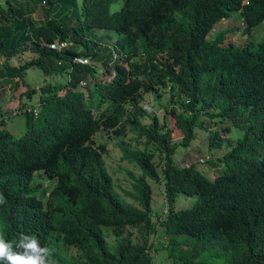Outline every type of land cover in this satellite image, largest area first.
I'll list each match as a JSON object with an SVG mask.
<instances>
[{"label": "trees", "instance_id": "obj_1", "mask_svg": "<svg viewBox=\"0 0 264 264\" xmlns=\"http://www.w3.org/2000/svg\"><path fill=\"white\" fill-rule=\"evenodd\" d=\"M23 1L0 0L3 69L23 84L29 67L45 76L65 72L67 81L38 87L37 112L31 105L18 110L25 121L18 136L0 118L5 238L35 234L54 250L56 264H152V241L134 243L125 230L143 225L156 232L149 178L163 187L166 211L157 226L168 237L173 264H264V35L236 48L223 34L207 37L236 12L242 33L252 34L264 21V0ZM36 6L42 18L31 17ZM94 30L123 38L109 48ZM55 42L70 45L49 49ZM25 51L29 59L10 66L9 59ZM74 57L90 61L74 62ZM168 86L186 100L177 114L171 110L182 132L178 144L156 117L143 124L147 113L138 105L143 92ZM24 93L29 99L36 89ZM200 116L243 130L237 144L216 159L220 168L209 162L218 169L213 179L194 164L177 167L172 161L179 146L190 144L196 126L209 125ZM98 131L120 139L133 133L137 145L155 147L118 143L120 159L141 171L126 192L135 204L116 192L102 161L107 144L93 139ZM222 135L210 133L214 149L221 148ZM155 151L161 154L162 178L152 160ZM37 170L54 181L47 197L33 183ZM179 193L195 202L177 211Z\"/></svg>", "mask_w": 264, "mask_h": 264}, {"label": "rangeland", "instance_id": "obj_2", "mask_svg": "<svg viewBox=\"0 0 264 264\" xmlns=\"http://www.w3.org/2000/svg\"><path fill=\"white\" fill-rule=\"evenodd\" d=\"M19 1V0H17ZM20 2H24L20 0ZM33 2V1H31ZM115 10H118V5L113 6ZM33 19H38L43 17V11L41 8L36 6L35 12L31 15ZM244 27L243 20L238 12L234 13L229 19L220 21L218 24L214 25L211 31L208 33V38H214L218 34H223L227 38V41L234 48L242 46L245 42L252 39L257 42L262 35H264V21L263 23L254 28L252 34H243L242 29ZM97 36L101 37V43L104 46L112 48L118 46L119 38H123L122 34H115L113 32L94 30ZM226 43V42H225ZM66 45H70L66 43ZM82 52V48L76 47ZM31 53L28 51L18 53L13 55L9 59L10 66H18L25 60L29 59ZM4 58L0 57V118L5 122V126L16 136L25 129L24 116L18 114L20 108L28 109L29 105L33 108V113L37 112V100L36 95L39 90L38 87L45 83L51 84H63L67 81V74L65 72L61 74H52L45 76L41 69L36 67H29L23 73V80L25 84L21 83L17 77L10 78L7 76L6 70L3 69ZM98 72V78L100 77V72ZM11 79V82L8 80ZM27 87L35 88L36 94L31 98L27 99L25 90ZM185 104V98L176 96V91H172L170 87L158 88V90H150L143 92L138 105L141 106L147 115L141 118V122L145 125L149 124L152 117H156L159 121L160 126L169 130L172 137V143L178 144L182 138V132L177 128L173 113L177 114L181 109L180 102ZM22 106V107H21ZM173 110V113L171 112ZM200 119L205 123H209L207 127L201 128L199 126L195 127V136L191 140L187 147H178L175 155L172 157L173 164L178 166H183L184 164H194L196 169L205 174L208 178H214L216 176L218 169L212 167L209 162L217 163L218 158L223 156L232 147H234L237 142L243 137V130L234 127L229 121L220 122L218 119H210L206 116H200ZM223 133L221 137L224 141L220 149H214L209 144V135L211 132ZM94 142L98 144H107V153L102 156L103 165L105 170L111 176L114 188L120 197H123L128 202H133V200L127 196L126 192L132 191V183L134 178L141 174L138 167L130 161L120 159V150L118 143L121 140L128 142L133 148H147L154 149L152 145L143 146L137 145L135 134L128 133L127 136L123 138H116L109 131L97 132L94 137ZM155 150V149H154ZM199 159L203 160L200 162ZM153 163L156 166L157 173L160 178H162L161 169V154L155 151V155L152 158ZM208 160V161H205ZM43 172L37 170L34 173L33 183L37 186V193L45 194V197L49 195V192L54 187V181L48 180L42 176ZM151 186L152 196H151V209L152 216L150 217L153 227H155L156 232L151 233L148 227L143 225L138 226H127L126 231L131 233L132 240L137 244H144L152 241L153 247L151 248V253L154 255V261L152 264H173L172 258L169 256L170 250L168 249V237L162 235L160 228L157 226L158 219L163 216L166 211V205L163 197V187L162 184L155 183V181L146 178ZM194 196H186L183 193H179L175 209H184L190 207L195 202ZM108 242L113 244L114 237L110 234ZM187 245V244H186ZM184 247L185 245H181Z\"/></svg>", "mask_w": 264, "mask_h": 264}, {"label": "clouds", "instance_id": "obj_3", "mask_svg": "<svg viewBox=\"0 0 264 264\" xmlns=\"http://www.w3.org/2000/svg\"><path fill=\"white\" fill-rule=\"evenodd\" d=\"M7 204L0 193V206ZM0 264H56L54 250L41 245L35 234L20 233L16 240H8L0 232Z\"/></svg>", "mask_w": 264, "mask_h": 264}, {"label": "built area", "instance_id": "obj_4", "mask_svg": "<svg viewBox=\"0 0 264 264\" xmlns=\"http://www.w3.org/2000/svg\"><path fill=\"white\" fill-rule=\"evenodd\" d=\"M42 2H44V1H42ZM64 46H66V43L65 42H62V43H57V42H55V43H53V44H49L48 45V47H49V49H55V50H59V49H62ZM111 56H112V59L113 60H115V59H117L118 58V56L114 53V52H112L111 53ZM73 61L74 62H81V63H84V64H86V63H89V58L88 57H74L73 58ZM115 75V72L114 71H111V76H114ZM83 84H84V82H81L80 84H79V86H83ZM186 101V100H185ZM199 161L200 162H203V160H201V159H199ZM186 164H184V166H185Z\"/></svg>", "mask_w": 264, "mask_h": 264}]
</instances>
